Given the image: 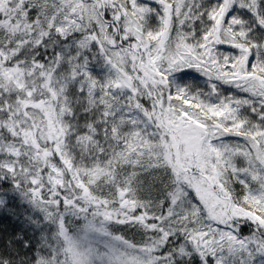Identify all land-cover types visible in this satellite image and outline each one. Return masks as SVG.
Returning a JSON list of instances; mask_svg holds the SVG:
<instances>
[{
	"label": "snow or ice",
	"instance_id": "1",
	"mask_svg": "<svg viewBox=\"0 0 264 264\" xmlns=\"http://www.w3.org/2000/svg\"><path fill=\"white\" fill-rule=\"evenodd\" d=\"M0 264H264V0H0Z\"/></svg>",
	"mask_w": 264,
	"mask_h": 264
},
{
	"label": "trees",
	"instance_id": "2",
	"mask_svg": "<svg viewBox=\"0 0 264 264\" xmlns=\"http://www.w3.org/2000/svg\"><path fill=\"white\" fill-rule=\"evenodd\" d=\"M5 225L8 227L9 231H11L13 228L18 227L16 224H14L13 221L6 219L4 217H0V227L5 226Z\"/></svg>",
	"mask_w": 264,
	"mask_h": 264
}]
</instances>
